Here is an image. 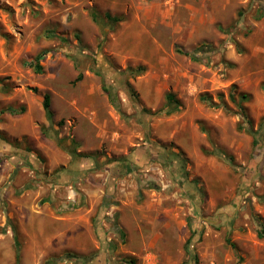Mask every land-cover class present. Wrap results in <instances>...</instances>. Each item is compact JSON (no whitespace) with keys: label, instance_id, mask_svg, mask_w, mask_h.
I'll use <instances>...</instances> for the list:
<instances>
[{"label":"rangeland","instance_id":"rangeland-1","mask_svg":"<svg viewBox=\"0 0 264 264\" xmlns=\"http://www.w3.org/2000/svg\"><path fill=\"white\" fill-rule=\"evenodd\" d=\"M260 8L264 0H0V151L45 161L39 174L0 159V264L17 263L16 235L19 264H195L191 236L199 264H264V165L246 180L253 137L238 114L201 100L236 110L230 92L246 93L259 127ZM204 43L216 51L178 52ZM43 51L37 73L26 63ZM139 66L132 92L121 73ZM169 93L180 110L156 114ZM115 159L136 166L112 180Z\"/></svg>","mask_w":264,"mask_h":264},{"label":"trees","instance_id":"trees-1","mask_svg":"<svg viewBox=\"0 0 264 264\" xmlns=\"http://www.w3.org/2000/svg\"><path fill=\"white\" fill-rule=\"evenodd\" d=\"M259 13L261 12V14H259L258 18H262L264 16V9L260 8L259 9ZM108 18L112 19L115 22H118L120 20V18L118 17H114L112 18L110 15H108ZM213 51H216L215 48H213L210 44H202L201 46H199L198 48H196L193 51H184L182 49H178V52L181 54H184L188 57H190L193 60H198L200 58V55L198 54H202V55H206L209 54ZM48 51H43L41 53H39L34 59L28 61L26 64L33 68L35 70V72L37 73H42L43 72V65L41 64L42 60L47 56ZM145 67L144 66H139L136 69L134 68H129L127 71L122 72L121 74L123 75V77L125 76V78L123 79L124 85L133 92V87L131 85V83L128 81V78L130 77H137L141 74L144 73L145 71ZM95 73L98 74L99 76H101L103 78V90L108 94L110 102L112 103V105L119 111L122 113V109H121V104H120V100L118 98V92L116 87H113L111 85H108L106 83L105 80V75L104 73L100 70V69H94ZM83 79V73H80L76 79V81H81ZM230 100L232 101V103L234 104V106L236 107V110H232L227 102L221 98L220 103H215L213 98L210 95H204L201 97L202 101L207 102L210 106L213 107H223L224 109H226L228 112H233L238 114L241 117V122L239 124V129L240 130H245L247 133H249L252 137H253V155L251 158V163L249 165L248 168L245 169V178L246 180L248 179V176H252L254 174H260V170L262 168V166L264 165V119L260 122L259 127L255 128L254 126V119L251 117L245 103L247 101H249L250 99V95L246 94V93H241L238 96H236V91L232 90L229 94ZM167 105L168 107L157 111V113H162L164 112L166 115H170L178 110H180V106L181 103L178 99H176L175 95L173 93H169L167 95ZM43 107L46 113V116L48 118V120H52L53 118V111H52V106H51V96L50 94H46L44 96V101H43ZM8 111L11 113H15V114H19V113H24L26 111L25 107H21L20 109H16L14 107H10L8 108ZM47 129H44V133L46 134L47 131H45ZM60 143V140H59ZM3 158H7L10 159L15 165L19 164L22 166H28L31 167L32 169L36 170L39 174H41V170H42V166L44 165V158L41 157L40 155L34 156L31 154L30 151H23V150H16L13 151L12 153H8L6 151H0V159ZM232 164H234L235 167H238V165H235V163H233V159L230 157ZM255 161H261V167L260 170H256L255 167ZM171 165V167L173 166V164H175L174 162H170L169 163ZM135 163H133L132 161L125 159V160H110V162L108 163V167L109 170L112 172V180H115V178L119 177L121 174L128 172V171H133L135 168ZM175 167L173 166V169ZM177 169V168H175ZM177 174L176 177L181 178V181H183V177H184V173L185 171L183 169H177ZM256 172V173H255ZM248 184V183H247ZM242 188L243 189H247L246 186V181L242 182ZM190 227L192 226V222H189ZM192 230V235H194L196 233V230L194 231ZM263 233H264V228H263ZM263 233L261 235H263ZM233 246H235L234 244H232ZM186 249L188 251V253L193 257L195 264H199V256L197 255V253L194 250L193 247V238L192 236L187 240L186 242ZM16 256H17V263L19 264L20 262V244L17 240V235H16ZM56 260H52V262H55ZM131 264H134V261H130Z\"/></svg>","mask_w":264,"mask_h":264},{"label":"crops","instance_id":"crops-1","mask_svg":"<svg viewBox=\"0 0 264 264\" xmlns=\"http://www.w3.org/2000/svg\"><path fill=\"white\" fill-rule=\"evenodd\" d=\"M63 165H66V163H64Z\"/></svg>","mask_w":264,"mask_h":264}]
</instances>
